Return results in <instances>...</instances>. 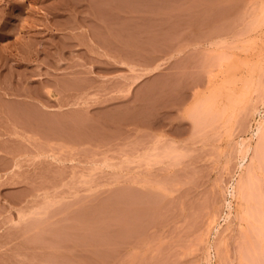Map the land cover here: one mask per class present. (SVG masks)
I'll return each mask as SVG.
<instances>
[{"label": "rangeland", "instance_id": "1", "mask_svg": "<svg viewBox=\"0 0 264 264\" xmlns=\"http://www.w3.org/2000/svg\"><path fill=\"white\" fill-rule=\"evenodd\" d=\"M263 117L264 0H0V264H264Z\"/></svg>", "mask_w": 264, "mask_h": 264}, {"label": "bare ground", "instance_id": "2", "mask_svg": "<svg viewBox=\"0 0 264 264\" xmlns=\"http://www.w3.org/2000/svg\"><path fill=\"white\" fill-rule=\"evenodd\" d=\"M226 35H227V34H225L224 36H226ZM215 36H217V34H216ZM224 36H223V37H224ZM217 37H218V36H217ZM219 37H220V36H219ZM223 37H222V39H223ZM227 37H228V36H227ZM227 37H226V38H227ZM231 37H232V36H231ZM220 38H221V37H220ZM224 38H225V37H224ZM218 39H219V38H218ZM229 39H230V38H229ZM219 41H222V40L220 39ZM219 41H218V42H219ZM211 42H212V41H211ZM218 42H217V39L215 38V39H214V42H213V43L215 44V46H214V45H213V46H214V47H217V48L220 47V49H221V46H218V44H219ZM224 42H226V40H225ZM213 43H210V44L212 45ZM222 43H223V42H222ZM213 46H212V47H213ZM212 47H211V48H212ZM214 51H215V49H214ZM221 51H223V50H221ZM212 52H213V49H212ZM215 53H216V52H215ZM219 53H220V52H219ZM232 54H233V53H232ZM213 55H214V54H213ZM224 55H225V54H224ZM217 57H218V56L216 55L215 60H217V59H216ZM235 58H236V56H235ZM222 59H224V57H223ZM213 61H214V60H213ZM213 61H212V62H213ZM217 61H218V60H217ZM219 61H220V60H219ZM222 61H223V60H222ZM214 63H215V62H214ZM214 63H213V64H214ZM218 63H219V62H218ZM218 63H217V64H218ZM217 64L215 63L214 66H217ZM220 64H221V63H220ZM218 66H219V65H218ZM216 68H217V67H216ZM221 70H223V69H221ZM218 71H219V70H218ZM223 71H224V70H223ZM219 72H220V71H219ZM213 74H214V73H213ZM213 74H212V80L214 79V77H213L214 75H213ZM216 74H219V73H216ZM221 74H222V73H221ZM218 76L220 77V75H218ZM222 76H223V75H222ZM223 77H224V76H223ZM226 78H227V77L225 76L223 82L226 81V80H225ZM215 79H216V77H215ZM222 79H223V78H222ZM216 80H217V79H216ZM221 81H222V80H221ZM213 82H214V81H213ZM216 84H217V83H216ZM216 84H215V87H216ZM217 85H218V84H217ZM213 86H214V85H213ZM215 87H214V88H215ZM217 87H218V86H217ZM214 88H213V89H214ZM214 90H215V89H214ZM216 90H217V89H216ZM216 90H215V91H216ZM218 90H219V89H218ZM215 91H214V92H215ZM220 91H221V90H220ZM216 93H217V92H216ZM256 109H257V108H256ZM256 111H257V110H256ZM262 119H263L262 122L258 121V122L256 123L255 131H254V134L257 135V136H260V137H261V134H262L263 129H264V117H263ZM263 135H264V134H263ZM260 137H259V138H260ZM261 138H263V137H261ZM263 140H264V139H263ZM258 146H259V145H258ZM261 146H262V144H261ZM244 148H245V147H244ZM251 149H252V148H251ZM257 149H258V148H257ZM249 150H250V145H249V147L247 146L246 150H244V151H245V153H244V154H245L244 159H245L246 155L248 154ZM254 150H255V149H254ZM246 151H247V152H246ZM256 151H257V150H256ZM253 152H254V151H253ZM251 153H252V151H251ZM252 154H254V153H252ZM256 154H257V153H256ZM258 155H260V154H258ZM242 156H243V155H242ZM252 156H254V155H252ZM255 156H256V155H255ZM255 156H254V157H255ZM254 157H253V158H254ZM244 159H243V160H244ZM250 159H251V158H250ZM240 165H241V164H240ZM242 165H244V163H243ZM241 179H242V178H241ZM243 179H244V178H243ZM238 180H239V179H238ZM240 181H241V180H240ZM240 184H241V183H240ZM246 184H247V183H246ZM244 187H245V185L243 186V189H244ZM247 188H248V187H247ZM232 189H233V192H230V193H232V194L235 195V196H236V193H237V192H238L239 194H241V193L243 192V191H242L243 189H241L240 186H239V187L233 186ZM240 190H241V191H240ZM247 190H248V189H247ZM231 191H232V190H231ZM245 191H246V190H245ZM248 191H249V190H248ZM243 193H244V192H243ZM232 194H231V195H232ZM233 195H232V196H233ZM244 195H246V194H244ZM240 196H241V195H240ZM242 201H243V200H242ZM227 203H228V202H227ZM237 203H238V202H237ZM239 203H241V200L239 201ZM228 205H230V203H228ZM236 205H237V204H236ZM241 208H242V207H241ZM229 209H230V208H229ZM237 210H238V209H237Z\"/></svg>", "mask_w": 264, "mask_h": 264}]
</instances>
